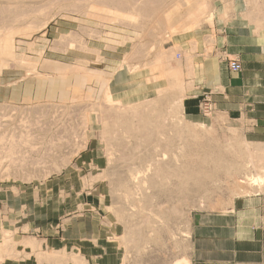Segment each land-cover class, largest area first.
Returning <instances> with one entry per match:
<instances>
[{
    "label": "rangeland",
    "instance_id": "rangeland-1",
    "mask_svg": "<svg viewBox=\"0 0 264 264\" xmlns=\"http://www.w3.org/2000/svg\"><path fill=\"white\" fill-rule=\"evenodd\" d=\"M215 1L0 0V264H192L200 216L235 209L264 247V138L209 96L185 115L183 81L161 77ZM87 41L122 57L65 54ZM147 49L159 61L112 97Z\"/></svg>",
    "mask_w": 264,
    "mask_h": 264
},
{
    "label": "crops",
    "instance_id": "crops-1",
    "mask_svg": "<svg viewBox=\"0 0 264 264\" xmlns=\"http://www.w3.org/2000/svg\"><path fill=\"white\" fill-rule=\"evenodd\" d=\"M78 47L82 49L65 54L74 57L73 53L78 51L81 59L88 61L92 60L90 55L104 59L105 52L110 51L122 57V49L109 43L92 47L87 41ZM165 51L171 56L173 53L182 55L177 65L165 64L164 67L162 62L161 77L166 79L165 75L172 74L183 81L185 115H197L203 96H209L220 114L230 121L248 125L254 134L264 138V0H216L208 22L175 34ZM132 52L133 48L129 55ZM57 53L61 52H51L52 55ZM144 55L146 65L142 68L136 58L127 66L121 65L114 75L112 97L117 94L120 99L125 91L136 88L133 78L160 59L159 56L154 59L149 49ZM232 58L240 61L241 72L230 70L228 59ZM53 63L48 60L44 65V71H50V76L56 70ZM122 67L128 69L131 79ZM191 236L192 264H264V247L257 230L236 209L201 215Z\"/></svg>",
    "mask_w": 264,
    "mask_h": 264
},
{
    "label": "built area",
    "instance_id": "built-area-1",
    "mask_svg": "<svg viewBox=\"0 0 264 264\" xmlns=\"http://www.w3.org/2000/svg\"><path fill=\"white\" fill-rule=\"evenodd\" d=\"M229 68L233 73H239L242 70L241 63L238 59H232L228 61Z\"/></svg>",
    "mask_w": 264,
    "mask_h": 264
},
{
    "label": "bare ground",
    "instance_id": "bare-ground-1",
    "mask_svg": "<svg viewBox=\"0 0 264 264\" xmlns=\"http://www.w3.org/2000/svg\"><path fill=\"white\" fill-rule=\"evenodd\" d=\"M56 1V0H55ZM52 2V1H51ZM60 2V1H59ZM103 2H105V1H103ZM128 2V1H127ZM62 3V2H61ZM110 3V2H109ZM111 3H113V2H111ZM120 3V2H119ZM123 3V2H122ZM121 3V4H122ZM53 4V3H52ZM114 4V3H113ZM117 4V3H116ZM121 4L119 5V6H121ZM11 5V4H10ZM126 5V4H125ZM9 6V5H8ZM106 6V5H105ZM117 6V5H116ZM2 7V6H1ZM5 7V6H4ZM4 7H2V8H4ZM107 7V6H106ZM0 9V11H2L3 9ZM11 8V7H10ZM14 9V8H13ZM22 9V8H21ZM17 11H18V9H17ZM16 11V12H17ZM20 11V10H19ZM41 12V11H40ZM3 13H4V11H3ZM14 13V12H13ZM172 13V12H171ZM21 14V13H20ZM26 14V13H25ZM177 15V14H176ZM20 17V16H19ZM18 17V18H19ZM173 18V17H172ZM11 19H12V17H11ZM1 20V19H0ZM2 22V21H1ZM4 22V21H3ZM7 23V22H6ZM10 23V22H9ZM31 24V23H30ZM11 27V26H10ZM4 28V27H3ZM176 28V27H175ZM4 30V29H3ZM2 34H3V32H2ZM0 36H1V34H0ZM3 38V37H2ZM5 38V37H4ZM9 38H11V37H9ZM3 41V40H2ZM13 41H14V39H13ZM3 44V43H2ZM14 45V44H13ZM2 46V45H1ZM15 46V45H14ZM1 48V47H0ZM5 52V51H4ZM9 52V51H8ZM1 54V53H0ZM2 57V56H1ZM3 64H5V62L3 63ZM13 136V135H12ZM73 138V137H72ZM4 140V139H3ZM68 140V139H67ZM69 141H70V139H69ZM68 141H66V143H67ZM15 145V144H14ZM3 146V145H2ZM18 147V146H17ZM17 149V148H16ZM5 150V149H4ZM3 153V152H2ZM12 164V163H11ZM2 165V164H1ZM15 165V164H14ZM256 181V180H255Z\"/></svg>",
    "mask_w": 264,
    "mask_h": 264
}]
</instances>
